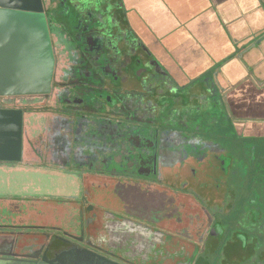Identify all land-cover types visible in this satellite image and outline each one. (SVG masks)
<instances>
[{"label": "flooded vegetation", "instance_id": "1", "mask_svg": "<svg viewBox=\"0 0 264 264\" xmlns=\"http://www.w3.org/2000/svg\"><path fill=\"white\" fill-rule=\"evenodd\" d=\"M42 7L50 91L0 97V109L22 112L21 161L0 167L78 190L65 198L2 195L0 264H264V147H240L222 116L187 120V100L144 58L121 2ZM245 147L246 179L230 188L233 158ZM48 200L64 203L41 202Z\"/></svg>", "mask_w": 264, "mask_h": 264}, {"label": "crops", "instance_id": "2", "mask_svg": "<svg viewBox=\"0 0 264 264\" xmlns=\"http://www.w3.org/2000/svg\"><path fill=\"white\" fill-rule=\"evenodd\" d=\"M115 1L144 58L187 100V120L226 117L240 147L264 144V0Z\"/></svg>", "mask_w": 264, "mask_h": 264}, {"label": "water", "instance_id": "3", "mask_svg": "<svg viewBox=\"0 0 264 264\" xmlns=\"http://www.w3.org/2000/svg\"><path fill=\"white\" fill-rule=\"evenodd\" d=\"M53 66L42 0H0V97L47 94ZM21 149V110L0 109V163H19Z\"/></svg>", "mask_w": 264, "mask_h": 264}, {"label": "rangeland", "instance_id": "4", "mask_svg": "<svg viewBox=\"0 0 264 264\" xmlns=\"http://www.w3.org/2000/svg\"><path fill=\"white\" fill-rule=\"evenodd\" d=\"M225 119H227L226 117H224ZM213 123V122H211ZM219 130V129H218ZM232 136V135H231ZM212 138L214 140H221L219 142H223V138H221V134L219 132H215L212 135ZM231 140L234 141L233 138H231ZM224 143H220L221 147H225ZM264 144H261L260 146L263 147ZM213 146V145H212ZM232 146V145H231ZM236 146V143H235ZM240 146V145H239ZM228 147V146H226ZM249 147H245L243 148L242 153L238 152L237 156H235V158H233V162L234 165L232 167V171H233V175L232 177L236 180V175H238L237 179L238 181L233 180V182L229 181L228 182V187H232V188H236L235 185H237V183L240 184V181L242 182L243 178H245V176L243 174L248 173V167L245 164V162H247V160H245V156H249V151L251 152L252 149H248ZM238 151V149H232V151ZM254 155V153H253ZM245 160V161H244ZM252 162H255V159H252ZM260 163H263L262 160H259ZM262 167V177L264 178V165H261ZM256 170H258V168L256 167ZM236 173V174H235ZM246 179V178H245ZM66 182H58L56 180H52V181H46L40 178H34L29 176L28 178H24V175L22 176V174L20 175H16V173H12L11 175L8 174V171H6L5 169L2 170V172H0V199L3 196L6 195H12L13 196H23V193L26 192L30 195H36V196H40V197H44L45 195H50L52 197H72L74 195V193L78 190L76 188V186H73V184H71L70 182H68L67 180H65ZM235 181V182H234ZM264 183V182H263ZM36 185H47L46 188H42V189H38L40 190V192L37 191V194L33 192V188H37L35 187ZM244 184H242V186ZM249 187V186H247ZM252 188L257 187L256 185L251 186ZM249 187V188H251ZM264 190V189H263ZM264 193V192H263ZM252 200V199H251ZM263 201H264V197H263ZM245 210H247V207H245ZM246 216H244V222L246 223ZM37 219V218H36ZM48 225V224H47ZM57 227H61L62 229L65 227V223L60 222V221H55V224Z\"/></svg>", "mask_w": 264, "mask_h": 264}, {"label": "trees", "instance_id": "5", "mask_svg": "<svg viewBox=\"0 0 264 264\" xmlns=\"http://www.w3.org/2000/svg\"><path fill=\"white\" fill-rule=\"evenodd\" d=\"M42 203H46V205H52V206H57L59 203H64L61 202L59 200H48V201H41ZM53 223V222H52ZM37 229H41V228H37ZM37 238L40 242L44 243L46 241V237L45 236H41V235H31L30 238ZM58 248H60V246L58 245Z\"/></svg>", "mask_w": 264, "mask_h": 264}]
</instances>
